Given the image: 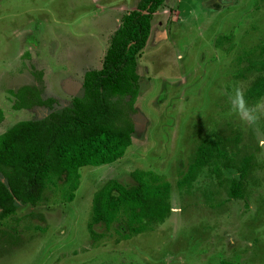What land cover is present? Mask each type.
<instances>
[{"label": "rangeland", "instance_id": "obj_1", "mask_svg": "<svg viewBox=\"0 0 264 264\" xmlns=\"http://www.w3.org/2000/svg\"><path fill=\"white\" fill-rule=\"evenodd\" d=\"M137 2L0 0V133L80 95L84 72L101 66L110 34ZM263 68L264 0H165L137 56L131 144L111 163L81 166L72 200L59 183L36 205L17 202L0 223V264H264V116L249 126L230 106L236 88L249 105L264 99L252 86ZM25 84L53 97L52 108H12L11 92ZM204 136L219 147L222 178L212 162L176 185ZM241 167L243 196L233 197ZM135 168L169 181L170 214L128 239L102 223L92 236L94 192L111 178L131 185Z\"/></svg>", "mask_w": 264, "mask_h": 264}, {"label": "trees", "instance_id": "obj_2", "mask_svg": "<svg viewBox=\"0 0 264 264\" xmlns=\"http://www.w3.org/2000/svg\"><path fill=\"white\" fill-rule=\"evenodd\" d=\"M164 1L138 0L135 8L122 14L109 36L101 66L84 72L82 92L72 96L69 104L41 118L16 121L0 133V175L4 179L0 178V223L16 212L17 202L36 205L44 201L51 185L62 183L64 199L72 200L81 166L111 163L124 155L134 131L132 115L139 92L137 56L149 37L152 14ZM223 37L227 41L231 38L229 34ZM37 75L41 78L42 72ZM252 86L258 95L264 93V68ZM11 93L14 109L52 108L56 101L43 98L35 85H21ZM3 117L0 108V121ZM219 155L216 142L202 137L176 185L191 182L198 170L212 162L215 175L221 179ZM222 163L232 166L230 160ZM237 170L240 178L232 181L229 192L242 197L246 169ZM130 177L131 185L111 178L94 192L88 222L92 236V226L102 223L106 230L115 227L121 239H128L170 214L171 186L163 175L135 168Z\"/></svg>", "mask_w": 264, "mask_h": 264}, {"label": "clouds", "instance_id": "obj_3", "mask_svg": "<svg viewBox=\"0 0 264 264\" xmlns=\"http://www.w3.org/2000/svg\"><path fill=\"white\" fill-rule=\"evenodd\" d=\"M230 106L231 111L249 126L256 125L260 117L264 116V99L257 101L254 105H249L240 88H236L230 97ZM259 143L264 148V140H260Z\"/></svg>", "mask_w": 264, "mask_h": 264}, {"label": "crops", "instance_id": "obj_4", "mask_svg": "<svg viewBox=\"0 0 264 264\" xmlns=\"http://www.w3.org/2000/svg\"><path fill=\"white\" fill-rule=\"evenodd\" d=\"M80 85H81V82H80ZM36 113H38V111H37ZM45 115H46V114H45ZM42 116H44V115H42Z\"/></svg>", "mask_w": 264, "mask_h": 264}, {"label": "water", "instance_id": "obj_5", "mask_svg": "<svg viewBox=\"0 0 264 264\" xmlns=\"http://www.w3.org/2000/svg\"><path fill=\"white\" fill-rule=\"evenodd\" d=\"M1 180L3 181L4 179H3V178H1Z\"/></svg>", "mask_w": 264, "mask_h": 264}]
</instances>
